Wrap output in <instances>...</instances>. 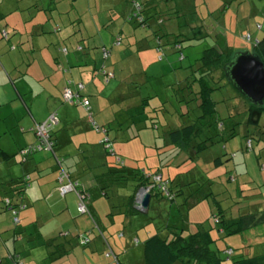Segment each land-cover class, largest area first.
<instances>
[{
  "label": "rangeland",
  "instance_id": "rangeland-1",
  "mask_svg": "<svg viewBox=\"0 0 264 264\" xmlns=\"http://www.w3.org/2000/svg\"><path fill=\"white\" fill-rule=\"evenodd\" d=\"M31 1L0 0V71H4L0 73V83L5 77L10 80L2 57L7 59L10 54L21 53L22 48L34 50L38 54H29V57L35 60L37 68L44 67L46 70L38 72L45 77L50 73L58 77L51 78L55 85L51 89L56 95L59 94V85L55 83L63 75L67 79V85L62 97L64 98L69 88L74 95L89 101L83 93L86 86L82 82H75L72 74L66 72V67L72 69L74 66L63 63L68 49L72 48L70 45L73 44L81 53L80 56L97 50L101 60L98 57L96 63L99 60L103 62L97 73L104 77L106 85L99 96L107 100L108 96L113 95L107 101L111 103L110 109L105 110L104 114L96 113L94 118L101 127L105 124L106 130L100 135L91 129L94 134L91 137L95 141L89 147L77 141L78 152L74 154V160L80 165L78 171H82L80 181L89 188L91 203L94 202L99 208L100 219L97 222L103 227L101 232L92 223L91 229H94L95 235H102L101 239L106 238L112 244L115 239L124 238L127 245L121 258L128 254L129 257L137 256L141 259L139 242H142L143 237L149 232L154 235L163 227L171 226L183 229L184 234L198 231L208 233L213 240L214 250L223 254V251L231 248L234 250L235 259L246 256L264 259V224L233 235L223 231L224 228L233 226L234 220L242 215L251 213L258 217L264 214V116L258 128L247 126L249 102L224 77V68L232 60L231 57L243 51L253 52L254 45L264 39V0H157L154 4L160 8L159 11L167 6L168 12L166 10L160 13L161 18L157 23L149 20L153 19L150 15L158 12V9L146 12L150 18L143 12L144 19H149L143 26L130 22V18L139 9L134 3L135 0H128L126 14H119L117 19L123 18L129 28L136 30L140 41L134 46L125 33L117 38L119 43L113 40L112 49L108 47L109 50L103 48V39H110L107 34L110 33L109 28L113 29L112 24L101 22L107 26L103 39L98 34L91 33L90 25L87 35L82 38L79 32L81 24L77 22V15L81 13L77 11L78 7H72V4L88 1L93 8L90 10L88 5V10L96 9L92 13L99 15L102 13V8L98 5L100 0H54L53 8L47 5L41 9L42 12L31 8L21 13L22 7ZM147 2L148 0H138L146 8ZM89 13L91 16L92 13ZM83 16L89 19L87 14ZM88 23L83 20L84 27ZM97 23V28L100 29L102 25H99V21ZM150 23L152 26L149 27ZM162 27L166 36L154 35V31ZM5 34H8L9 39ZM90 36L93 38L88 40ZM213 47L219 52L224 51L226 57L211 62L209 70L205 72L212 77L209 87L213 90L209 93L216 104L213 106L215 115L205 117L199 107L202 104V99L201 102L199 99L202 94L198 96L200 86L197 79L202 66L199 59L206 50ZM213 57L214 54L211 55ZM120 59L123 61L119 62ZM112 60L118 62L115 68L119 72L125 65L130 70L118 75L109 72L107 67L111 68ZM56 68L58 73L54 71ZM31 70L33 71L32 68ZM19 71L18 74L22 72ZM106 74L111 77L108 82ZM11 77L17 78L14 71L11 72ZM194 79L197 82L194 83ZM24 82L29 84L33 98H37L38 103L45 100V95H38L40 89L34 84L33 73L27 72L15 85L19 88V84L23 86ZM46 83L50 84L49 79ZM109 83L111 85L107 86ZM94 95L100 100L99 96ZM2 101L1 96L0 104H3ZM14 103L15 101H9L0 110V149L13 148L17 143L18 131L26 128L21 122L23 118L19 114H12ZM79 105L78 107L84 108ZM50 106L54 108V105ZM50 106L49 103H42V113ZM188 125L195 126L194 138L187 144L172 143L169 136L171 131ZM232 129L236 135L226 141ZM203 133L206 134L205 138H215L207 149L198 153L194 146L200 139L205 141L201 136ZM106 137L110 141L108 145L111 146L107 151H114L127 170L136 174L146 171V177L162 173L164 181H175L172 185L171 182L168 184L169 188L173 185L179 186L181 194L170 197L167 193L160 192L153 196L148 213H141L134 206L130 208L128 198L134 182L131 178L119 182L111 181V175L107 174L110 171L108 164L114 163V159L107 156L104 150L107 146L99 141ZM250 141L252 145L249 144ZM87 155H90L89 160L85 159ZM213 160L219 164H212ZM16 168L14 167V172L19 177L22 172ZM88 178L96 180L99 186L91 188ZM102 190L107 193L106 196ZM58 194V197L63 198L59 201L61 212L66 209L73 210L75 220L89 213L78 210L77 216L76 205L80 204L77 193L72 192L65 197L59 191ZM6 195L13 197L12 193ZM0 209V218L7 216L8 223L13 228L16 218L11 215L12 212L5 210V206H0ZM217 219L221 221L220 224H216ZM122 232L126 234L124 237L120 235ZM84 233L82 231V234L79 232L73 236L74 241L82 242L87 239L89 242L86 245L79 244L80 247L74 249L72 264H84L86 258L99 259V256H104L101 261L118 264L116 254L111 248L107 251L111 255L107 257L105 254L101 256L99 252L94 256L89 253L92 239L97 238ZM134 233L139 238V241L134 240L139 247H134L131 243L133 238L130 237ZM28 253L21 255L25 263ZM40 264H44L43 260Z\"/></svg>",
  "mask_w": 264,
  "mask_h": 264
},
{
  "label": "crops",
  "instance_id": "crops-1",
  "mask_svg": "<svg viewBox=\"0 0 264 264\" xmlns=\"http://www.w3.org/2000/svg\"><path fill=\"white\" fill-rule=\"evenodd\" d=\"M53 1L54 0H32L30 3H26L24 7H22L21 13H24L31 8H36L37 12H42L41 9L47 5H49L50 8H53ZM100 1L101 3L98 5L102 8V16H100L101 14L96 15L92 13L96 9L90 11L93 8L88 3V1H82L79 4H72V7H78L77 11L82 14L77 15V22L79 21V24H81V26H79V32H81L82 38H85V35H87L86 31L88 33L89 25L91 27V33H95L96 35L98 34L101 39L105 38L104 35L106 34L105 30L107 26L102 25L101 22H110L113 29L109 28L110 33L107 34L110 39H103V48L107 49L109 47L110 49H112L113 40H117L120 35L123 36L125 33L127 36H129V38H131V44H134L135 46L136 43L140 41L138 40L139 35L137 34V31L129 28L128 24L123 22V18L117 19L119 14H122L124 12L126 14V10H128L127 4L129 3V1L126 0V3L125 0ZM154 1L157 2V0H148V2L146 3V6L148 8H144L145 13L147 11L158 9V6L154 4ZM88 5L90 6V10H88L87 8ZM167 8L168 7L166 6L160 11L159 8L158 12L150 15V17L153 19H148L149 22L154 21L155 23H157V20L161 18L160 13L166 12V10L168 12ZM89 12L92 13L91 16ZM85 14L88 15L89 19L83 16ZM146 15L148 16L147 13ZM84 19L86 23L89 22L88 24H86V28L83 25ZM97 21H99V25H102L100 29L97 28ZM150 26H152L151 23L149 27ZM116 34L117 36H115ZM154 35L164 37L166 36V33L162 27L160 28V30L154 31ZM90 38H93V36L88 37V40H90ZM146 38L149 37L146 36ZM70 46H72V48L68 49V55L65 57L63 63H66L69 66H74L72 67V69L71 67H66L68 69L66 72H70V74H72L75 82H82L86 86V89L83 91V93L84 96H87L89 98V112L92 113V115L87 112L86 109L78 107V105L74 106L63 103L62 92L64 90V87L67 85V79L62 75V77L55 83L56 85L57 83L59 85V94L56 95L51 89V87L55 86L51 82V78H53L54 75L50 73L48 74L49 76L46 75L45 77L42 75V73L38 72L39 70H46H44V67L37 68L34 64L35 60L29 57V54L31 55L38 53H35L34 50L22 48L20 50L21 53L16 52L15 54H10L7 59H3L2 57V60L5 64L3 65L4 69L6 70V72H9L8 78L10 80L5 77L4 81L0 83V97L2 96L3 99V104H0V110H3L5 108V104L7 102L15 101L14 108L11 110L14 111L12 114H19V117L23 118L21 122L25 124L26 128H21L18 131V136L16 138L17 143H15V146L13 148H1L0 150L13 155L14 153L18 154L21 149L27 146L34 145L36 143V138L33 132L34 124L45 122L51 116L50 114H52L53 112H57L59 114L60 124L58 128H56L58 134H56L57 147L55 152L58 157L64 159L66 168L73 167V169H69L70 173H74L75 176L78 175L79 178H82V171H78V167L80 165L76 160H74V154L78 152L77 141H80V144L87 145L88 147L92 142L95 141L94 138L91 137V135L94 134H92L91 132L92 128L91 126H89V122L91 120V117L95 118L96 113L98 114L99 112H101L102 114H104L105 110L108 111L110 109L111 103H108L107 101L111 100L113 98V95L108 96L107 100L106 98L99 96V94H102L100 92H102L103 88L106 87V85L103 80L104 77L97 73L103 65V62L101 63L100 61L101 58L98 55L97 50H93L92 53H84V56H80L81 53H79V51L75 49L76 45H74L73 47V44H71ZM39 54L41 56L43 55L42 53ZM98 57L100 58V60L97 64L96 61L98 60ZM122 61L123 59L119 60V62ZM117 65L118 62L112 60L110 64L111 68L107 67V70L109 72H113L116 75L124 72L125 70H130V67L128 65H125V68H120L119 72V69L115 68V66ZM28 67H31L33 71L31 70V68L28 69ZM19 70H21L22 72L18 74ZM13 71L14 76L16 75L17 78L11 77V72ZM54 71L58 73L57 68ZM3 72L0 71V73ZM27 72L33 73L34 84L37 85L36 88L40 89V93L38 95H45V100H43L41 103L37 102V98H33L32 91L28 86L29 84L24 82L23 86L19 84V88H17L15 85V82H18L24 75H27ZM63 72L65 73V71ZM54 78L58 77L55 76ZM48 79L50 84L46 83V80ZM95 83H97L98 85H95ZM110 85L111 83H109L107 86ZM53 94L55 95L53 96ZM94 94H96L97 97L99 96L98 99L100 100H97ZM6 98H8V100H6ZM45 102L47 105L49 103V106L51 104L54 105V108H52L51 106L49 109L45 108L47 111L45 113H42L40 106ZM96 124L100 126L99 123L96 122ZM89 156L90 155H87L85 159L89 160ZM0 161L4 163L3 164L2 162H0V206L4 207L3 202H5V200L7 199H10L14 203L18 202V200L23 201L27 205V208L20 211L17 215V218L19 219L18 222H20L18 226L13 225L12 228V226L8 223L9 218H7V216L3 219L0 218V264H16V262H18L19 264H40L41 260H43L44 264H72V253L74 252V249L77 248V246L80 247L79 244H81V242L74 241L73 236L75 237L79 232L80 234H82V231L97 238L96 240H94L93 238L91 243V252L89 253H92L93 256L94 254L96 255L99 252L101 256L105 254V257H107L109 252L108 249L111 248L112 251L116 254L115 256L117 258L116 261L118 262V264L151 263L150 260L148 261L146 259L144 242L152 235V233H147L143 237L142 242H139V245L141 243V259L137 256H134L133 258L129 257L130 255L128 254L121 258V255H123L127 245L124 241V238H122L126 235L125 233H120V235L122 236L120 237L122 239H115V243H113L115 245V248H113L112 242L108 239H101L100 237H102V235H95L94 229H91L92 223L96 224L100 231L103 227L99 224V222H97L100 219L98 218L100 215L99 208L94 204V202L91 203L92 195L89 191V188L85 184H82V182L81 185L83 186V194L86 196V204L88 202L87 208L89 213L75 220V218L73 217V210L68 211L66 209L62 212L60 211V209H62V206L59 204V201L62 197L57 196L59 195L57 183L58 168L55 166V159L51 155L39 153L32 156L25 162H22L19 157H16L15 159H12L8 162L0 158ZM211 163L216 165L218 161L213 160ZM14 167H17L16 170L21 169L22 174H20L19 177L15 175ZM25 175H30L32 181L25 190V197L19 198L18 193H16V186L18 182L23 180ZM88 181H90L91 183V188L99 186L96 180L89 179ZM7 192L12 193L13 197H8L6 195L8 194ZM102 192L104 196L107 195L106 192L104 193V190H102ZM99 196L101 197L102 193H100ZM55 199L56 201H54ZM76 206L77 208L79 207L78 204ZM77 208L76 214L78 212ZM11 215L14 216V214ZM77 216L79 215L77 214ZM109 230L111 229L109 228ZM16 233H18V235H16ZM130 238H133L131 242L132 244H134L133 246L139 247V245L135 244L137 242L134 241H139V238L135 237V233L132 234ZM28 250H30L32 253ZM24 252H29L27 263H25L23 258L21 257ZM246 257L250 258L249 256ZM102 259H104V256H99V259H97L96 257L92 259L86 258L84 264H114V262L112 263L105 260L101 261Z\"/></svg>",
  "mask_w": 264,
  "mask_h": 264
},
{
  "label": "trees",
  "instance_id": "trees-1",
  "mask_svg": "<svg viewBox=\"0 0 264 264\" xmlns=\"http://www.w3.org/2000/svg\"><path fill=\"white\" fill-rule=\"evenodd\" d=\"M142 7V6H141ZM144 8L142 7V10L140 12L141 20L132 19V23L138 24L139 26L146 25L148 22V19L145 20L143 16ZM5 37L8 38V34H5ZM119 38V37H118ZM9 39V38H8ZM253 53L257 54L264 62V39L257 42V44L254 45ZM214 54V57L211 58V55ZM217 56V57H216ZM230 56V55H229ZM226 57V54L224 51H218L216 48H210L209 50H206L205 54L202 55V58L199 59V62L201 63V68L199 69V79H197L200 91L198 96L202 94V104L199 105L200 109H202V114H205V117L207 116H214L215 115V102L211 100V94L209 93L210 90H213L209 87V82L212 80V77L209 73H205L209 70L211 65V62H214L215 60L220 61L221 59H224ZM211 58V59H210ZM233 58V57H231ZM230 58V59H231ZM231 60L228 61V65L224 68V77L227 67L230 65ZM196 79H194V83L197 82ZM191 87V86H190ZM193 87V84H192ZM63 103L74 105V106H80L76 102H66L65 99L62 97ZM249 102V101H248ZM214 106V107H213ZM88 112V111H87ZM90 113V112H89ZM92 114V113H91ZM50 115H56L58 119V124L53 127L51 130V137L50 140L53 143L52 151L48 152L45 150H39L37 147L40 145V139L37 137L35 132V126L37 124H34L33 132L36 138V143L34 145L27 146L23 149H21L18 154L10 155L6 153L3 150H0V158H2L4 161H11L12 159H15L16 157H19V159L22 162L27 161L32 156L44 153L49 154L55 159V166L58 168V176L61 172V170L66 171L71 181L78 183V189L83 191V186L81 185L80 178L78 175H74V173H70V168H66L65 161L63 158H60L57 156L55 150L57 147V140H56V128H58L60 124V118L59 114L57 112H53ZM264 116V105L263 106H255L250 104L247 109V121L246 125L250 127L258 128L261 124L262 117ZM94 120V118H93ZM91 128L96 134H103V130H106L105 126H98L96 122V126L98 127L99 131L93 126L92 122H89ZM88 123V124H89ZM194 125H188L187 127H182L181 129L171 131L169 136L171 137L172 143L176 145H180V143L185 142L186 144L189 143L190 140H192L195 136V129ZM232 129L229 131L227 135V140H230L235 137V132ZM108 132V131H107ZM109 133V132H108ZM206 134H202L201 136L205 138ZM215 137H208L205 138V141H202L200 139V142L196 144L197 152L203 151L208 148V145L214 142ZM223 140V139H222ZM202 141V142H201ZM110 143L109 140H107V137L104 138V140L100 141V144L107 146L104 148L107 156L113 157L114 163L108 164V169L110 171L107 172V174L111 175V181L113 182H119V181H125L129 178H131L134 182L133 190L128 198L129 207L132 208L134 205V201L136 196L138 195L139 191L143 188H147L152 186L153 182L150 177H146V171H142L138 174L135 172L132 173L131 171L127 170L123 166V162L119 158L118 155L114 151L108 152L107 150H110L111 146L108 145ZM185 144V145H186ZM250 145H252V142H249ZM23 151H27L26 154H23ZM117 167H114V166ZM159 173H156L154 175H158ZM153 175V174H152ZM31 177L30 175H25L23 180L18 182L16 193H18L19 198L25 197V190L28 187V185L31 183ZM171 182V185L173 182L172 180H169V183ZM58 183V178H57ZM174 186V185H173ZM171 186L169 188L168 185V191L169 194L179 196L181 194V190L178 187ZM162 193V191L157 188L153 187L151 188L150 195L151 198L153 196H157V194ZM171 200H174L172 198ZM7 202H10L11 206H7ZM5 210L12 212L14 214V217L17 218V215L20 211L27 208V205L23 201H19L14 203L10 199L5 200L4 202ZM16 213V214H15ZM18 219V218H17ZM19 221V219H18ZM20 222H14V225L18 226ZM221 221L219 219L216 220V224H220ZM264 224V214L261 216H256L253 214L248 215H242L241 217L234 220L233 226L224 228L223 231L227 234L233 235L238 234L240 232L247 231L249 229H252L254 227H257L259 225ZM230 228V229H229ZM18 235V233H16ZM213 240L209 237L208 233L203 231H198L195 233H188L184 234L183 229H179L177 227H171V226H165L162 230L157 231L154 235H151L145 242V255L146 259L149 261L150 264H175V263H181V264H264V259L259 257H246L241 259H235L234 250L231 248H227L225 251H223V254L219 252L218 250H214L212 248ZM232 251V253H229V251ZM223 256V257H222ZM227 256V257H226ZM152 259V260H151ZM16 264H19L16 262Z\"/></svg>",
  "mask_w": 264,
  "mask_h": 264
},
{
  "label": "built area",
  "instance_id": "built-area-1",
  "mask_svg": "<svg viewBox=\"0 0 264 264\" xmlns=\"http://www.w3.org/2000/svg\"><path fill=\"white\" fill-rule=\"evenodd\" d=\"M134 3H136V6L139 9V12L134 14L130 18V21H132V19L141 20L140 12L142 10V7L138 3V0H135ZM247 40H250V37H247ZM117 41H118V43L120 42L119 39H117L116 42ZM106 78L108 81L111 77L106 74ZM64 99L66 102H69V103L76 102L77 104H81L88 112L90 111L89 101L86 99H81L79 96L74 95L73 92L69 88H67V90L65 92ZM90 121L92 122L93 126L97 129V131H99V129L96 126V124L94 123V120L92 117H91ZM57 124H58V119H57L56 115H51L45 122H43L41 124H37L35 126L36 135L41 141L40 145L37 147V149H39V150L43 149V150L48 151V152L52 151L53 143L50 140L51 130ZM22 153L26 154L27 151H23ZM148 177H150L152 179L153 184L150 187H147L145 189L143 188L141 193L140 192L138 193V196H137L138 200L143 199V197L146 194H150L151 188H153V187L159 188L163 193L165 192L170 197H172L168 191L169 182L164 181L162 174L151 175ZM58 191L62 196H66L67 194L72 193V192L77 193V196L80 198V204L78 207L79 212L88 213V208H87V204H86V196L83 194L82 190L78 189V183L71 181L69 174L64 170H61V172L58 176ZM6 204L9 207L11 206L10 202H7ZM15 222H18L17 218L15 219ZM88 242L89 241L87 239H84V241H82L81 244L86 245ZM229 253H232V251L230 250ZM110 255L111 254H108L107 256H110ZM115 259H117L116 256H115Z\"/></svg>",
  "mask_w": 264,
  "mask_h": 264
},
{
  "label": "water",
  "instance_id": "water-1",
  "mask_svg": "<svg viewBox=\"0 0 264 264\" xmlns=\"http://www.w3.org/2000/svg\"><path fill=\"white\" fill-rule=\"evenodd\" d=\"M225 78L250 104L264 105V62L257 54L244 51L235 54L226 69ZM151 199L150 194L142 200L136 198L134 209L148 213Z\"/></svg>",
  "mask_w": 264,
  "mask_h": 264
}]
</instances>
